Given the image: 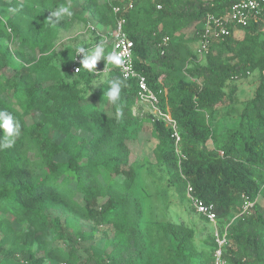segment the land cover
<instances>
[{
	"label": "trees",
	"instance_id": "16d2710c",
	"mask_svg": "<svg viewBox=\"0 0 264 264\" xmlns=\"http://www.w3.org/2000/svg\"><path fill=\"white\" fill-rule=\"evenodd\" d=\"M234 1L0 0V111L20 125L14 147L0 151V264H213V226L191 205L188 184L214 206L220 230L228 226L227 264H264V16L232 27L204 56L195 49L207 18ZM61 4L73 15L53 26ZM113 6L125 8L135 68L176 122L178 144L165 120L134 113L136 80L122 87L118 121L104 93L123 79L119 68L74 73L78 45L57 48L83 22L106 56ZM255 73L237 123L223 127L219 112L239 104L230 84ZM153 187H173L205 226L161 219Z\"/></svg>",
	"mask_w": 264,
	"mask_h": 264
},
{
	"label": "built area",
	"instance_id": "2783aa9c",
	"mask_svg": "<svg viewBox=\"0 0 264 264\" xmlns=\"http://www.w3.org/2000/svg\"><path fill=\"white\" fill-rule=\"evenodd\" d=\"M124 9L125 8L121 6L112 7V12L116 16V26L109 37H104V41H108L109 39L111 40L112 51H122L127 49V52L130 54V67L128 65L120 67V73L123 78L127 73V79H134L137 81L139 88L137 99L138 105L149 106L152 111H150L151 114H154L159 119L165 120L169 125H171L174 129L173 137L176 139V143L178 144L180 142V135L178 133L176 122L160 110L158 97L150 89L146 77L139 73L135 68L133 53L134 43L129 39L127 33L125 32L126 19L123 17ZM263 16L264 0H235L229 11L224 16L218 17L210 15L207 18L204 31L201 34V40L198 44V54L201 56L206 55L209 51L210 45L215 39H223L230 36L232 27H246L251 22H258L259 18ZM168 44L169 38L166 37L164 38L162 45L167 46ZM82 59V54L77 56L73 67L74 73H79L82 70V68H80ZM109 66L110 64H107V66L101 71L104 73L108 72ZM133 73H135V75H133ZM134 113L136 115H140L142 112L135 109ZM193 193V187L188 184L187 196L191 205L199 215L206 217L214 228L217 249L214 254L213 264H227L224 259V249L228 245V226L220 230L218 226V216L214 206L195 197ZM252 206V203H246L244 212H247Z\"/></svg>",
	"mask_w": 264,
	"mask_h": 264
},
{
	"label": "rangeland",
	"instance_id": "374dc122",
	"mask_svg": "<svg viewBox=\"0 0 264 264\" xmlns=\"http://www.w3.org/2000/svg\"><path fill=\"white\" fill-rule=\"evenodd\" d=\"M85 30H86L85 23L83 22L73 23V26L69 30L61 33L60 43L58 44L57 48H61L62 46H68V45H84V44H85V47H88L90 45L95 46L96 45L94 43L95 37L91 34L86 33ZM197 48H198V45L195 46L196 50ZM97 66H99V61L96 67ZM6 73L8 75H12L13 71L11 69H7ZM258 80H259V74L255 73L254 75L249 76V78L247 79L239 80V81L237 80L233 82L232 84H230V89L233 87V85L238 86L237 96L239 99L238 100L239 104L231 108L221 110L219 114L217 115L216 121H219L220 119H222V121H220L221 122L220 124L223 127H229L233 123H237V120H235V118L240 113V109L242 107L241 104H243L247 99L252 97L255 91V88L257 87ZM138 111L149 113L151 111V108L149 106L140 105L138 106ZM224 117L225 118L227 117V119L224 120ZM131 148L136 155L144 156L143 155L144 153L142 152V148H140L138 143L131 145ZM148 178L150 179L151 177H148ZM148 183L151 185L161 184L159 182L154 183L153 181H150V180ZM162 186H165V183H162ZM165 188H166L165 195L162 193L163 191L159 192L154 187L152 188V191H151L153 194H155L153 197V201H154V205L159 211L158 213L159 217L164 220H171L175 222L184 221L188 224H193L194 222H196L199 224V226L203 228L205 224L199 220V215L196 213H193L192 211L189 212L190 209L188 208L189 206L188 203L180 199L178 193L174 190V188L173 187H165ZM167 206H169V209H167ZM209 226H212V225H209ZM77 227L79 230L82 228L80 225H77ZM85 230H89V227H86ZM198 232L200 233V236H201L202 232L201 231H198ZM209 232L211 234L215 233L212 227H209ZM96 242H99L98 238H96ZM96 242L94 243L97 244Z\"/></svg>",
	"mask_w": 264,
	"mask_h": 264
},
{
	"label": "clouds",
	"instance_id": "9594fccd",
	"mask_svg": "<svg viewBox=\"0 0 264 264\" xmlns=\"http://www.w3.org/2000/svg\"><path fill=\"white\" fill-rule=\"evenodd\" d=\"M72 15L73 13L71 11L70 4H61L50 12L48 20L53 26H55L64 17H71ZM75 51L76 55L82 54L83 56L80 68L89 73L97 72L106 74L109 72H102L101 70L104 67H101L100 64L96 67L98 61H100L101 59H103L107 64H110L109 70L112 65L117 68L125 65H128L130 67V54L127 52V49L122 51L113 50L105 56L104 44L100 43L91 50L78 45L76 46ZM133 75H135V73H133ZM126 83L127 73L125 74V77L123 79L116 78L109 80V87L106 93H104L109 103L116 105L115 117L118 121L121 120L124 115L123 108L120 106L119 102L121 101L122 87L126 86ZM19 131L20 125L15 120L14 116L10 112L0 111V132H2V134H0V151L14 147L16 142L15 138L19 135Z\"/></svg>",
	"mask_w": 264,
	"mask_h": 264
},
{
	"label": "crops",
	"instance_id": "0c3cea01",
	"mask_svg": "<svg viewBox=\"0 0 264 264\" xmlns=\"http://www.w3.org/2000/svg\"><path fill=\"white\" fill-rule=\"evenodd\" d=\"M101 63V60L99 61V64Z\"/></svg>",
	"mask_w": 264,
	"mask_h": 264
}]
</instances>
